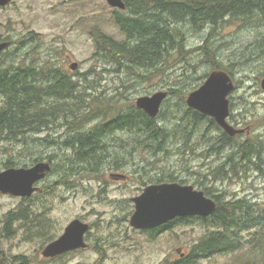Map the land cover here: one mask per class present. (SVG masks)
I'll list each match as a JSON object with an SVG mask.
<instances>
[{
	"label": "rangeland",
	"instance_id": "rangeland-1",
	"mask_svg": "<svg viewBox=\"0 0 264 264\" xmlns=\"http://www.w3.org/2000/svg\"><path fill=\"white\" fill-rule=\"evenodd\" d=\"M113 10L106 0H13L10 5L0 7V33L17 40L16 45L11 46L16 47V61H32L39 65L53 62L68 74L79 73L74 79L80 78V73L90 71L89 78L96 80V86L106 92L105 97L121 93L118 108H127L138 96L171 88L172 94L168 96L162 115L157 120L170 129L172 125L182 123L184 119L180 118L188 109L185 97L203 82L204 75L210 72V65L197 55L186 56L187 59L183 60L177 51L160 64L157 73L149 74L138 69L137 73L144 74L143 78L130 75L124 69L117 72L107 63L104 65L94 57L95 42L90 28L99 24L106 33L122 39L113 23ZM180 28L185 34L186 49L199 46L205 38H209L220 61L219 69L231 73L236 86L229 95L233 114L230 121L235 127L238 119L239 127L250 126L253 133L248 136L264 148V91L260 87V80L264 77V49L260 48L259 53L256 46L264 43V20L227 18L213 28L208 26L200 30L201 33L190 26ZM30 33L36 34V40H30ZM72 63H76L74 70L69 67ZM59 132L60 128L56 127L40 133H25L17 140L0 139V162L12 157L16 166H23L29 165L30 153L45 157L54 147L45 144L44 139L61 142L59 139L66 134L59 135ZM186 132L177 127L173 136L176 143L167 142V151H152L149 148L130 150L129 153L121 151L119 155L127 158L123 165L114 168L115 161H111L112 166H103L96 175L74 179L69 187L54 186L49 194L47 189L42 194L38 193L42 192L40 189L44 184L51 183L52 175L39 183L37 195H44L41 197L42 205L51 220L54 234H61L73 219L85 221L91 225V233L86 239L87 248L69 252L58 260H46L41 255L46 245L43 239L26 240L18 232L11 238L2 239L5 252L25 255L30 258L31 264H160L164 259H179V254L187 253L192 243L197 241L203 228L197 223L173 225L154 239H149L146 232L135 230L129 224L134 210L130 198L143 188L141 180H155L170 172L193 184L200 173L224 161L232 148L228 146L218 153L205 154L206 145L219 132L204 120L197 125L188 124ZM246 136L237 140L249 138ZM184 142H189L194 149L179 152L180 145L177 143ZM111 173H123L128 177L125 181H110ZM204 182L215 186L216 194H222L224 198L247 196L251 201H264V181L257 179L253 171L242 170L236 176L231 174L228 178ZM20 201L18 197L0 193V231L3 215ZM98 239L103 256L95 249ZM223 261V256H216L199 260L197 264Z\"/></svg>",
	"mask_w": 264,
	"mask_h": 264
},
{
	"label": "trees",
	"instance_id": "trees-1",
	"mask_svg": "<svg viewBox=\"0 0 264 264\" xmlns=\"http://www.w3.org/2000/svg\"><path fill=\"white\" fill-rule=\"evenodd\" d=\"M125 2L130 15L125 16L122 12L113 10V23L123 36L122 39H116L112 34L106 33L99 24L90 28L95 42L94 57L104 65H112L117 72L124 69L128 74L140 78H143L144 74L137 73L138 69L149 74L157 73L160 64L165 63L174 51H177L183 60L191 55L201 56L210 65V70L221 68L217 52L209 43V38H205L199 46L186 49L183 39L185 34L180 27L190 26L200 31L208 26L213 28L227 18L254 19L258 22L264 20V0ZM28 36L31 41L37 37L34 33ZM2 40H10L11 44L0 54V139L17 140L25 133H40L59 125L66 127V136L59 139L61 142L55 143L54 139L49 142L47 138L44 139L45 144L54 147L45 157L41 154H29V164L44 159L51 164V170L46 177L52 175L53 180L49 185L44 184L40 189L42 192L38 194H42L45 189L49 194V190L54 186L69 187L74 179L96 175L103 166H112L111 161H115L114 168L123 165L127 158L119 155L121 151L129 153L130 150L146 148L152 151H167V142L176 143L173 136L177 127L186 132L188 124L197 125L204 120L219 132L212 136L213 140L206 145L205 154L218 153L232 146L224 161L215 168L200 173L199 178L193 181L196 188L215 200L217 208L206 217H178L166 224L168 228L173 225L197 223L203 231L187 253H180L179 259L175 261L164 259L160 264H197L199 260L216 256H223L224 261L215 264H264V202H251L246 196L224 198L222 194H216L215 186L204 182L228 178L231 174L235 176L244 171V167L237 166V160L241 158L244 161L250 155L258 153L263 147L258 141H240L237 140L238 137H229L212 118L192 109H186L185 115L180 118L186 121L176 123L170 129L163 122L136 109L133 104L127 108H118V94L105 97L106 92L96 86V80L89 78L90 71L82 72L80 78L73 80L53 62L47 61L39 65L32 61H16V47L11 46L17 40L0 33V41ZM21 42L22 40L19 43ZM256 46L257 52L260 48L264 49V43ZM206 75L207 73L204 77ZM167 90L172 94L171 88ZM161 115L162 111L159 117ZM106 116L116 117L107 123L104 119ZM232 117L231 113L230 119ZM95 120L98 122L93 123ZM117 129L123 131L124 135L127 134L126 137L117 138L112 135ZM177 144L180 145L179 152L194 149L189 142ZM15 164L13 158L8 157L0 162V169L16 166ZM150 181L186 183L171 172L155 180H141V183L145 185ZM43 196L37 195L36 192L31 197L23 198L14 209L3 215L0 264H31L30 258L25 255L6 253L2 239L11 238L18 232L26 240L40 238L45 243L56 237L51 220L45 212L46 208L42 205ZM162 231V227L153 229L147 232V237L154 239ZM90 233H87L86 239ZM101 248L98 239L95 249L103 256ZM68 253L53 260H58Z\"/></svg>",
	"mask_w": 264,
	"mask_h": 264
},
{
	"label": "water",
	"instance_id": "water-1",
	"mask_svg": "<svg viewBox=\"0 0 264 264\" xmlns=\"http://www.w3.org/2000/svg\"><path fill=\"white\" fill-rule=\"evenodd\" d=\"M11 0H0V6H6ZM107 4L123 9L122 0H106ZM9 45L8 41L0 42V53ZM76 63L70 64L74 69ZM264 91V78L260 81ZM235 89L231 76L223 69L212 70L200 86L187 94L185 99L188 107L207 115L230 136L243 132L228 123L230 114L228 95ZM167 92L159 90L151 95L138 96L135 100L137 108L148 116L156 117ZM50 170L47 161H39L28 167H9L0 170V192L17 197H30L36 190L35 183L44 178ZM117 177L124 178L123 175ZM134 211L129 224L134 229H152L175 217L208 216L216 208V202L205 196L203 191L195 189L190 184L178 182H162L149 184L142 192L131 198ZM89 225L80 219L71 220L63 232L44 246L41 254L45 258L63 254L70 250L85 248L84 235Z\"/></svg>",
	"mask_w": 264,
	"mask_h": 264
},
{
	"label": "flooded vegetation",
	"instance_id": "flooded-vegetation-1",
	"mask_svg": "<svg viewBox=\"0 0 264 264\" xmlns=\"http://www.w3.org/2000/svg\"><path fill=\"white\" fill-rule=\"evenodd\" d=\"M124 3H125V9L124 10H122L121 12L125 15V16H127V15H130V13H129V8L127 7L128 5H127V3L124 1ZM66 74L67 75H69L73 80H75L74 79V76H78L79 75V73H75V72H71V73H67L66 72ZM71 74V75H70ZM81 74V73H80ZM120 95H121V93L119 92L118 93V99H119V101L121 100L120 99ZM116 116H112V117H110V116H106V117H104V119H106V121H107V123L109 122V121H111V120H113L114 118H115ZM98 122V120H95V121H93V123H97ZM237 126H238V128H244V127H242V126H240L239 127V123L238 124H236ZM57 128H60V132H59V135H65L66 134V130H65V126L63 127V125H59V126H57ZM250 126H247L246 127V130H244V132L243 133H241V134H243V135H247L246 137H249V138H246V139H252L250 136H248L249 135V133L251 132V133H253V130H252V128H251V131H250ZM124 132L123 131H119L118 129L115 131V133L114 134H112V135H114V136H116L117 138H123L124 137ZM112 148H113V146H111ZM115 147V146H114ZM115 149V148H114ZM136 150H138V149H135V150H133V151H136ZM235 160H236V158H235ZM238 162V164H237V166H239V167H244L245 168V172H247V171H253L254 172V174H255V177H257V179H259V180H262V181H264V148L262 147L260 150H259V152L258 153H255L254 155L252 154V155H250L249 157H247L244 161H242V159L241 158H239L238 160H237ZM253 167L255 168V170L253 169ZM249 173H251V172H249ZM119 174H121V173H119ZM123 174V173H122ZM236 176V175H235ZM109 177H110V181H125L126 179H127V175H126V178L125 179H120V180H115V178L112 176V173L111 174H109ZM154 183H160V182H156V181H150V182H146V184L145 185H143V188L146 186V185H149V184H154ZM142 188V189H143ZM142 189L140 190V192L142 191ZM139 192V193H140ZM138 193V194H139ZM251 200V199H250ZM259 202V201H258ZM263 202V201H262Z\"/></svg>",
	"mask_w": 264,
	"mask_h": 264
},
{
	"label": "bare ground",
	"instance_id": "bare-ground-1",
	"mask_svg": "<svg viewBox=\"0 0 264 264\" xmlns=\"http://www.w3.org/2000/svg\"><path fill=\"white\" fill-rule=\"evenodd\" d=\"M168 8H169V7H168ZM152 14H153V13H152ZM174 17H175V16H174ZM190 30H191V29H190ZM197 31H198V30H197ZM201 31H202V30H201ZM193 32H194V31H193ZM195 32H196V31H195ZM198 32L201 33L200 31H198ZM198 32H197V33H198ZM19 78H20V77H19Z\"/></svg>",
	"mask_w": 264,
	"mask_h": 264
}]
</instances>
